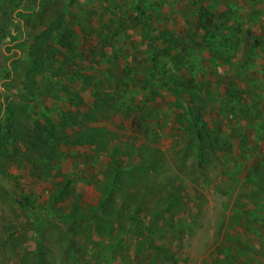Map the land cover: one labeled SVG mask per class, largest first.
Listing matches in <instances>:
<instances>
[{
  "label": "trees",
  "instance_id": "obj_1",
  "mask_svg": "<svg viewBox=\"0 0 264 264\" xmlns=\"http://www.w3.org/2000/svg\"><path fill=\"white\" fill-rule=\"evenodd\" d=\"M23 1L12 0L13 9H23L20 11V16L24 17V20L20 19L21 35L16 40V47L20 51L18 54L17 51L9 52L10 48L7 50L10 55L5 58L7 65L3 63L0 79L3 81L0 98L5 102L4 107L1 105L0 116L3 117L1 120L7 118V126L0 127V159L16 163L19 167L25 161L33 165L40 163L39 178L48 176L52 169L60 174L63 164L67 160L73 161V172L64 173L53 196L50 195L43 202L23 190L18 176L10 174L8 170H0V189L10 196L17 212L26 217L29 229L36 237L35 264L47 263L41 239L46 221H51L53 227H59L62 231V237L68 245L64 249L66 253L70 252L74 264H86L83 246L75 238L76 229L80 225L96 222L105 225L109 236L117 229L119 239L133 238L138 245H149L152 253L177 264L169 254L164 253L156 243V238L172 230L171 222L166 221L164 216H169V213L172 217L181 215L183 204L180 196H177L178 189L170 184L173 182L172 176L166 175L167 181L160 177L170 171L166 165L165 168L156 167V164L162 163V152L157 148L149 149V144L153 142L150 134L160 127H155L158 120L150 116L152 112L147 109V105L153 103L154 95L160 89H167L174 99L169 120L173 124L180 123V128L188 131L191 144L196 147L195 172H199L200 177H207V165L211 164L212 155L219 152L230 154L234 147L243 160L249 158L259 149L257 145L262 140L260 133L264 131V83L249 75L251 71L255 74L259 71L254 69L258 67L257 64H249V57L252 55L251 50L261 45L260 42H249L247 47L244 45L247 33L242 38V25L233 19L237 14L234 8L219 10L218 0H192L197 12L189 23H185L192 27L189 29L194 35H198V46L202 50L206 49L210 57L201 61V55L194 57L190 54L191 58H188L180 51L167 59V56L162 55L160 46L169 43L170 48L165 50L171 55L170 49L181 37L177 32H165L160 34L163 41L159 47L153 46L157 42L152 35L155 19L148 12L154 7L151 0H85L99 5V10H104L108 17L103 13L101 21L96 22L102 34L96 33V26L91 22L87 23L92 26V33H96L99 44L84 48L82 45L86 40H78L76 29L79 28L76 27H80V32L84 33L85 30H82L83 25L74 23L71 12V9L81 7L77 0H71L69 8L63 7L62 12L54 10V15L46 13L53 6L51 0H28L32 9L25 10L22 8ZM163 1L158 0L157 3L162 4ZM260 2L251 8L250 15H263L264 7ZM81 9L83 13L84 7ZM90 10V16L97 15L95 7H90ZM10 13V9H7V19L13 23ZM131 30L142 31L149 37L145 35L151 42L147 54L150 58L146 59V62L151 63L148 70L140 67L138 58L130 56L135 53L134 50L119 46L120 42L130 37L127 32ZM92 33L88 32L85 36L91 38L94 36ZM8 37L12 42L11 33ZM250 44L253 49H249ZM152 46L156 51H152ZM239 53L242 60H238ZM184 58L188 62L182 64ZM177 60L181 67L174 64ZM161 62L171 66L170 83L166 78L156 88L154 83L159 69L166 66ZM205 63L210 65L203 67ZM219 63L227 67L222 77L216 75L214 70ZM140 69L143 71L141 76ZM260 69L264 78V66ZM163 73L167 75L166 71ZM211 74L214 79L208 81L206 76ZM140 88L147 93L142 98H138L142 94ZM12 89H16L13 96L10 93ZM216 89L219 92L215 97ZM88 94L93 97L91 107L86 103ZM209 94L213 95L211 97L214 100L210 99ZM254 94L256 97H253ZM46 99L63 104L62 109L56 112L57 119H53L46 110L36 112L38 107L46 109L41 105ZM153 112L157 116L156 109ZM120 113L131 122L132 136L128 138L133 140L140 134L145 144L136 148L130 145L127 149L129 143H112L117 139L114 131L120 128L110 130L100 125L99 120ZM256 114L258 120L254 119ZM162 116L160 112V120ZM236 120H239L237 124L244 121L248 131L250 128L256 131L252 139L247 133H240L241 128L232 126L231 121ZM221 128H229L232 136L223 138L219 135L225 134ZM188 141L186 139L184 143L187 145ZM235 141L237 146L233 144ZM186 145L176 150L173 160L175 168L186 161ZM114 146L118 147L115 151L112 148ZM103 149L107 150L110 158L106 164L99 165L100 151ZM260 154L261 160H264V154ZM224 163L226 165L227 162ZM238 170L235 167L234 178H237ZM85 176L95 180V190L99 193L98 202L88 205L87 212L79 208L80 199L74 194L75 182L79 178L86 179ZM241 186L249 194H255L252 206L264 207V201H260L264 197V163L255 162ZM121 187H124L122 191L119 189ZM155 193L160 194V204H154L156 208L149 220H141L146 211L143 204L156 196ZM72 195L73 198L69 199ZM137 195H146L147 200L145 198L143 202ZM68 200L73 203L61 209L62 203ZM157 219H161L163 225L157 227ZM180 219L185 221L182 216ZM167 225L170 227L162 230ZM186 226L185 223L183 228ZM4 231L7 242L17 236L14 228L9 227L7 230L6 227ZM139 239L143 243L138 242ZM115 244H118V240Z\"/></svg>",
  "mask_w": 264,
  "mask_h": 264
},
{
  "label": "rangeland",
  "instance_id": "obj_2",
  "mask_svg": "<svg viewBox=\"0 0 264 264\" xmlns=\"http://www.w3.org/2000/svg\"><path fill=\"white\" fill-rule=\"evenodd\" d=\"M51 1L53 6L46 10V13L49 15L56 14L54 11L56 9L57 12H62L63 7L64 9L69 8V3L71 2V0ZM157 1L158 0H151V4L154 5V7L148 10L150 14H153V18L155 19L153 23L155 31L152 35L157 43L153 44V46L156 45L159 47V43L163 41L160 34H164L165 32H177V35H179L181 39L177 38L174 47L170 49L169 53L171 55L165 50L166 48H170L171 45L169 43H164L160 46L163 49L161 50L162 55L167 56V59H170L175 52L178 53L180 51H182V55L188 58H191L190 54L194 57L196 55H201V57L203 56L201 61L202 59L205 61L206 58L210 57L206 49L202 50L198 46L200 42H197L198 35L196 36V33L194 35L189 29L192 27L185 23H189L197 12L192 5V0H180L181 2H179V0H164L162 4L157 3ZM259 1L263 3L264 7V0H218L217 4L220 6L218 8L219 10H230L234 8L235 13L237 12L233 19H236L239 24L242 25V38H244L247 33V37L244 41L246 47L249 42H260L261 45L254 49L250 44L249 49L253 50H251L252 55L250 54L249 64H257L258 67L254 69H259V71L256 74L251 71L249 75L264 83L263 75L260 73L262 71L260 68L264 66V12L260 17H255L254 13L250 15L251 8L255 4L259 5ZM10 2L9 4V0H0V79L2 78L3 63L7 65L5 58L10 55V53H7V50L10 48L9 52L17 51L18 54L20 51L19 48L16 47V40L21 35L20 19L24 20V17L20 16L22 13L20 11L23 9H13L12 0H10ZM77 2L85 9L83 13L81 7L71 9V12L74 14H72L74 23L76 25H83L82 30H85L83 33L79 31V26L76 27L79 28L76 29L79 37L78 40L80 42L86 40L82 45L84 48L94 47L99 44L96 33H101V29L99 25L97 26L96 22L101 21L104 10L100 11V6L95 5L93 2L89 3L85 2V0H77ZM72 3L74 4V2ZM22 5H24V7H22L24 10L32 9L28 0L23 1ZM90 7L93 9L95 7L96 11L94 12L97 13V15L90 16L92 12ZM7 9L11 11L10 14L13 23L9 22V19H7ZM255 9H257L256 6ZM98 14L100 16H98ZM104 16L108 17L107 14ZM88 22L96 26L95 34L92 33V26H89L87 24ZM88 32H91L94 36H91V38L85 36ZM9 33L12 34V42L10 37H8ZM127 34L130 37L127 39H125V37L122 38V40L125 39V41L120 42L119 46L132 51L134 50L135 56L133 53H131L130 56L132 58H138L140 67L148 70L151 63L149 61L146 62V59L147 57L150 58V55L147 56V54L150 52L151 42L148 41L145 37L146 34L142 31L131 30L127 32ZM192 38L194 41L191 40ZM153 46L152 51H156ZM182 46L186 49V52ZM107 52H110V49H107ZM240 56L241 53L238 55V60H242ZM187 62L188 61L184 58L182 64ZM161 64L166 66L164 69H159L158 78L154 83L156 84V88L162 80L166 78L170 83L171 66L164 62H161ZM174 64L178 65V60L175 61ZM209 65L210 63H205L203 67H208ZM182 66L184 67V65ZM226 69L227 67L220 63L214 67L216 75H220V77L223 76V72H225ZM140 71L141 76L143 71L142 69H140ZM163 71H166L167 75H164ZM206 79L212 81L214 77L211 74L207 75ZM2 86L3 81H0V89H2ZM141 86L142 82L140 84V87ZM240 86L243 85L240 84ZM251 88L254 90L253 87ZM140 91L142 94L138 95V98H142L141 96L143 94H147L144 93L141 88ZM145 91H147V88ZM218 92L219 90L216 89L214 96L218 94ZM10 93L12 96L15 95L16 89H12ZM203 94H205V89H203ZM209 96L211 100H214L211 97L213 95L209 94ZM253 97H256V95L254 94ZM87 100L86 103H89L88 107H91L93 97H91L90 94L87 95ZM173 100L174 99L170 97L167 92V89H165V91L160 89L159 93L154 95L153 103H148L147 105V109L152 112L150 116L153 118L156 117L158 120L155 127H160L155 129V133L150 134L153 142L149 144V149L157 148L162 152V163L156 164V167L165 168L166 165L170 171L165 174V176L160 177L162 180L167 181L166 175L172 176L173 182L170 184L178 189L177 196H180L181 205L183 204L181 215L172 217L171 213H169V216H164L166 221L171 222L172 230H170L168 234L161 235L162 237H157L156 243L162 248L165 254H169L170 257L176 260L177 264H264V207L252 206L256 197L255 194H249L250 192L241 186V183L247 178L254 163H264V160H261L262 156L260 154H264V131L260 133L262 140L257 145L259 149L255 150L256 152L254 155H249V158L243 160L239 152L235 151L234 147L233 151H229L230 154L219 152L212 155L214 158L211 164L207 165L205 171V174L208 172L207 177H200L201 174L195 172L196 160L194 151L196 147H193V143L191 144L188 131L184 128H180V123L176 122L173 124L169 120V115L171 111H173V109L170 108ZM0 101L2 102L0 108L1 105L4 107L5 102L2 97ZM41 105L46 107V109L43 108V110H41L40 107H38L36 112L42 113L46 110L53 119H57L56 112L62 109L63 106L62 103L57 104L52 99H46ZM52 108H55V110L52 111ZM154 109H156V113H158L157 116L153 112ZM160 112L163 115L161 120ZM257 116L256 114L254 119H257ZM1 119H3V117L0 116V120ZM239 120L231 121L232 126L241 128L240 133H247L252 139V134H256V131L253 128H250V131H248L244 121L237 124ZM1 121L4 123V126L0 123V127L5 128L7 126V118ZM99 121L100 125L110 130L120 128L114 131L117 139L112 141V143H129L128 146H126L127 149L130 145L136 148L139 147L140 144H145L141 141L142 138L140 134L136 136L137 139L136 137L133 140L128 138L132 136V132H130L131 122L130 119H126L121 113ZM221 129L225 132V134H219L223 138L232 136V134L230 135L229 128ZM260 135H258V137H260ZM186 139H189L187 145L184 143ZM233 144L237 146L236 141L233 142ZM185 145L187 154L186 161L183 162V165L175 168L173 160L176 150ZM112 148L113 151H115L118 147L114 146ZM109 158L110 154L107 150H101L98 164H106ZM224 162H227L226 165ZM228 164L231 166H227ZM72 165L73 161L67 160L66 163L63 164L62 173H55V170L52 169L48 172V176L39 178L38 173L42 167L40 163L33 165L25 161L22 167H19L16 163L7 160L2 161L0 159V170H2V172H7L8 170L10 174L18 176L23 190L41 202L49 198L50 195L53 196L61 182L62 175L64 173L73 172ZM231 167H233V169ZM235 167L239 169L237 178H234ZM85 177L86 179L79 178L75 182L74 194L80 199L79 208L87 212L88 205H95L98 202L99 193L95 190V180L90 179L88 176ZM119 189L122 191L124 187ZM155 195L156 196L147 202H145L147 200L146 195H137L139 199L141 198V201L145 202L142 207L146 211L142 214L141 220H149L150 215L153 213L152 211L156 208L154 204H160L158 200L160 199V194L155 193ZM71 198H73V195L69 199ZM145 198L146 200H144ZM260 201H264V197H262ZM70 203L69 200L65 201L60 208H65L70 205ZM181 216L185 219L186 222H184L187 224L184 228L183 225H185V223L180 219ZM156 225L157 227L163 225L161 219H157ZM104 226V224L97 222L95 224L86 223L83 226L80 225L76 229L77 235L75 238H78L80 244L83 246L86 264H173L172 260H168L157 253H152V248L149 245H138L135 239L130 237H122L119 239L120 236L118 235L119 232L117 229H114V233L109 236V232L105 231ZM6 227L7 230L9 227L17 230V236L14 239H10L8 242L4 231ZM43 227L41 239L43 238L42 241L44 242L46 264H74L70 252L66 253L64 249L65 246L68 247V245L62 237L63 234H61L62 231H60V228L53 227L51 221H46ZM166 227L169 228L170 226H163L162 230L165 231ZM114 228L117 227L114 226ZM117 240L118 244H115ZM35 242L36 237L29 229L26 217L21 216L17 212L10 196L7 195L3 189H0V264H35ZM138 242L143 243L142 239H139Z\"/></svg>",
  "mask_w": 264,
  "mask_h": 264
}]
</instances>
